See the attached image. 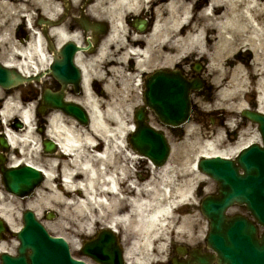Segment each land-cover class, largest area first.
<instances>
[{"label":"bare ground","instance_id":"1","mask_svg":"<svg viewBox=\"0 0 264 264\" xmlns=\"http://www.w3.org/2000/svg\"><path fill=\"white\" fill-rule=\"evenodd\" d=\"M18 1H21L20 4L15 5V0H0V10L17 9L14 17L19 18L21 13L28 11L26 7L32 8L38 2ZM44 1L50 3L43 2L47 14L56 15L52 8L54 2ZM205 1L158 0L152 7L151 0H96L92 5L94 11H101L102 5L109 4L108 17L112 30L102 41L98 54L88 59L81 54L78 56L86 92L82 97H73L89 109L90 126L82 127L60 110L49 115L47 134L59 142L64 153L69 151V156L59 151L52 153L47 164L36 162L32 152L42 151L39 139L33 136V108L15 96L5 100L0 111L3 122L20 116L25 124V128L19 131L7 127L4 132L12 145L22 149V158L13 154L12 164H31L46 174L45 181L36 190V197L29 199L24 207L35 210L39 218L44 207L59 208L62 218L58 224L63 226V230L74 226L76 233L92 234L100 226H122L123 235L131 239L126 248L127 259L132 264L154 262L152 252L165 249L166 236L177 218L176 213L188 203L196 206L195 183L202 184L212 179L200 171L196 158L234 156L249 142L259 139L258 135H254L242 142L247 135L246 131H242L238 142L226 141L227 148L221 149L218 143L220 129L206 134L205 129L200 130L196 127L197 123L191 122L188 124V137L174 146L170 160L161 167L148 166V178L141 172L135 174L131 167L134 159L142 161L145 157L129 150L126 136L135 125L129 126L131 118H128L129 114L125 113L123 106L129 98L130 82L146 70V64L151 60L153 37H160V43L166 44L167 50L169 45L176 48L178 57L188 52L190 57L196 52L208 57L209 73L213 82L221 87L217 107L224 110L229 125L238 107H247L245 102L250 90L260 92L259 108L264 112L263 2L209 0L199 12L191 14L192 3L202 4ZM143 3L156 14L155 29L147 35L145 47L134 39H125L123 34L127 29L125 14L129 10H138ZM28 16L30 21V12ZM213 31L214 36L211 35ZM37 34L26 44L10 34L6 24L1 22L0 38L5 41L1 59L22 71L30 72L31 64L39 70L45 68L50 57L45 51L41 34ZM58 34L60 40L76 38L63 28L58 29ZM242 50L250 53L243 55ZM165 54L168 55L164 52L161 56ZM251 55L252 59H249ZM233 56L237 58L234 65L224 63ZM133 63L134 68L131 67ZM92 79L103 82L98 94L91 87ZM227 128L229 132V126ZM118 157L121 159L118 160ZM18 200L3 190L0 184V215L16 231L20 224L11 210ZM191 217L190 214L180 215L179 229L194 227ZM48 228L55 230L58 226L49 223ZM8 245L7 241L1 240L0 252L13 251L8 249Z\"/></svg>","mask_w":264,"mask_h":264},{"label":"water","instance_id":"2","mask_svg":"<svg viewBox=\"0 0 264 264\" xmlns=\"http://www.w3.org/2000/svg\"><path fill=\"white\" fill-rule=\"evenodd\" d=\"M73 43L67 45L63 58L56 64L58 75L66 80V70L72 64L70 50ZM26 78L20 73L0 64V84L11 87ZM198 81H188L181 74H157L146 91V101L165 122L173 125L184 122L190 112L189 91L198 88ZM47 106H55L67 112L75 113L85 120L81 107L66 104L61 97L47 91L45 94ZM254 121L260 124L264 139V114L246 112ZM138 130L132 136L135 148L150 156L157 164L162 163L169 152L165 136L147 126L145 114L142 110L137 113ZM86 121V120H85ZM239 166L235 162L221 157L202 159L200 165L207 172L213 174L221 185V195L217 198L207 197L203 202V212L210 220L208 234L209 245L218 252L220 264H264V234L257 237V228L244 216L228 217L225 210L235 202L246 203L257 221L264 225V147L253 144L244 149L238 157ZM240 167L245 171L239 172ZM8 189L24 194L39 184L42 180L41 172L31 166H23L3 171ZM25 227L17 235L21 241L19 255H2L3 264H87L73 258L69 245L62 239L51 236L45 227L36 219L33 211L24 213ZM3 230L0 221V231ZM116 237L111 232H102L97 241L85 247L86 253L92 255L105 264H112L108 260L118 253ZM106 249L111 252H106ZM117 249V250H116ZM120 250V248H119ZM108 258V259H107ZM106 259V260H105ZM204 262L205 258L200 257Z\"/></svg>","mask_w":264,"mask_h":264},{"label":"rangeland","instance_id":"3","mask_svg":"<svg viewBox=\"0 0 264 264\" xmlns=\"http://www.w3.org/2000/svg\"><path fill=\"white\" fill-rule=\"evenodd\" d=\"M261 2H263V7H264V0H261ZM223 5V4H222ZM193 6V5H192ZM224 6V5H223ZM201 8H199L198 10H200ZM221 9V7H220ZM4 45L1 44V48L4 49ZM247 52V51H246ZM248 53V52H247ZM246 54V53H244ZM232 62H235V59H232L231 60ZM226 64H228V61H224ZM133 89V91H131ZM129 91L130 94H129V98L128 100L126 99L125 103H124V106L123 108L126 109V114L128 115V118H132V111H131V108L132 106L134 105H137L139 102L142 101V88L141 86H139L137 83H135V85L133 86V88H129ZM221 91V90H220ZM219 91V92H220ZM217 92V93H214L212 95V97H209L207 95H204V96H195L194 97V100H199L200 102H203L204 103V106L205 108H207V110H209V112L211 113H207V115H205V118L202 119V124H204L205 126H201L199 125L200 127H206L208 130H211L212 128L214 129H219L220 127L222 126H219L220 125V121H221V118H222V109L220 108H215L214 106L217 107V102H218V97L220 96V93ZM252 95V93H251ZM242 101H240L241 103ZM212 104H214V106H212ZM214 107V110H211L210 108ZM241 106L238 107V109L240 108ZM201 109V108H200ZM202 112H205L204 110L201 109ZM214 118H216V120L214 121ZM200 123V122H199ZM132 124V123H130ZM153 124L158 126V127H161L160 125H158L155 121H153ZM34 126H35V123H34ZM199 126H196L197 128H199ZM166 133H169L170 136H168V139H169V142L172 146V150L174 152V146L175 145H179L183 139H186L188 136H172V133L170 130H167L166 128L162 127ZM248 128H251V131L249 134H247L246 136L243 137V141L242 142H246L248 141L250 138H252L255 133L257 132V128L256 126H252L251 124L248 125ZM222 132H220V136H219V145H221V149H225L227 148V146L225 145L226 144V137H225V133L223 130H220ZM33 136H40L38 133H34ZM207 137V136H206ZM212 138V137H211ZM206 139V138H204ZM32 150H29V152H31ZM172 152V154H173ZM33 154V158L35 159L36 162H40V164H47L48 162V158L42 154H39V152H32ZM32 154H29V155H32ZM199 154H197L196 156H198ZM195 156V155H194ZM131 167L133 169L134 172H142L144 171V165L143 163H139L138 161H134L132 164H131ZM193 167V166H191ZM143 176L145 178H147L148 176L146 175L145 172H143ZM196 182V180L194 181ZM0 184L2 185V180H0ZM212 184V183H211ZM212 187L213 189L215 188V185L212 184L211 188H208L209 190H212ZM3 189V188H2ZM34 197H36L35 195L34 196H31L30 198L28 199H34ZM22 198H19L18 200V203H15L14 202V206L12 208V213L14 215V217L17 219V223H19L21 226L23 224V219H22V212L24 210H26L27 208L24 207L26 205V203L29 201V200H21ZM26 199V198H25ZM21 200V201H20ZM197 205L199 207V198L197 196ZM54 211V213L56 214L55 217H53L52 219H48L46 217V211L49 212V211ZM237 210V207L233 209V211ZM52 211V212H53ZM180 214L184 215L183 213H186L185 211H189L188 213H190L192 215V224L194 225L195 224V228L194 229L196 231L197 236L196 237H193V235L191 234L190 231H188V228H182V229H179L177 223H179V219L180 217L179 216V213H177V218L175 217L174 219V222H173V226L170 227L172 228L173 230V233H169L167 234L166 236V247L164 249V251H161L159 253H157L156 251L155 252H152L153 253V256L156 257V259H163L164 258V255H165V252L168 250L169 246V240L170 238L173 236L174 238L178 239V240H182V239H187L188 241H195L199 238H202V236L205 235V233L207 232V221L205 220L204 216L202 215L201 211L199 210H194L193 208H191V206H186L184 207L183 209L180 210ZM61 218H62V214L61 212L59 211V208H52V207H44V212L42 213V221L43 223L47 226V229L54 235H62V236H65L67 237L69 243H70V246H71V251H72V254L75 256V257H83L81 255V252H80V248L82 247V241H83V237L86 236L87 234H84V233H76L74 232L75 230V227L73 226L72 228H69V229H65L63 230V226L58 224L59 221H61ZM178 219V221H176ZM49 223L51 224H56L58 226L57 229H52V228H48V225ZM181 230V231H180ZM193 230V227L191 229V231ZM171 232V231H170ZM189 232H190V235H189ZM195 233V234H196ZM190 237H193L195 239H190ZM6 239L8 240V249L9 250H13L15 251L16 250V245L15 243H18L17 239H16V236H14L13 234H10L8 237H6ZM157 245V244H156ZM16 247V248H15ZM163 255V256H162ZM90 261V259H89Z\"/></svg>","mask_w":264,"mask_h":264},{"label":"flooded vegetation","instance_id":"4","mask_svg":"<svg viewBox=\"0 0 264 264\" xmlns=\"http://www.w3.org/2000/svg\"><path fill=\"white\" fill-rule=\"evenodd\" d=\"M86 1V0H84ZM166 1V0H165ZM92 2L94 3V0H92ZM96 2V0H95ZM151 2L153 3L152 7L156 6V3H158V0H151ZM83 3V0H79L78 4H74L72 6V10L69 13L70 14V18L66 19V22L64 23V27L67 28L70 32H73L77 29H79L78 24L76 22V13L80 12L81 9V5ZM93 3H87L85 4V10L89 9V7L93 4ZM107 6V4L102 5L103 8H105ZM35 8L36 5H35ZM89 13V12H88ZM154 11L152 9H146V8H142L140 7L139 10H132L129 13L125 14V22H126V26H127V34L125 39L130 40V39H134L135 41L140 42V45L142 47H145L146 44V40H147V35L151 34L154 29H155V15H154ZM5 14V12H4ZM101 19H105V24L106 27L104 29V31H107L106 35H102L103 31L100 30L97 32V34L95 35V37L93 36H88L86 35L84 32L81 31V33H79V36L81 35V40L82 42H84V44L86 43V40L88 39V37L92 38V45H91V49L94 51V55L98 53L101 43L102 41L108 36V34L111 32L112 30V23L110 18L107 17H102ZM36 20L37 18L35 17L34 19V23L36 24ZM71 20H75V21H71ZM11 23V22H10ZM17 34L19 35V33L17 32ZM23 37L25 39H30V32L27 30L23 31ZM55 39V38H54ZM56 40H58V38L56 37ZM153 43L151 45V60L149 61V63L146 65V70L141 72L142 77L144 78L143 81L144 83L147 81V79L149 78V76L156 70L158 69H164L166 71H174L175 70H179L181 68H183V64L179 62V60H175L174 59V55L176 54V49L171 47H168V56H161V54L163 53L164 50H166V46H164L163 43H160V37H153ZM96 52V53H95ZM84 57L85 58H89L92 56L91 53L88 52H84ZM187 63V62H186ZM185 63V64H186ZM134 63L133 65L131 64V67L134 68ZM186 74L190 77L193 75H196L197 72L195 71V69H191L190 71L186 70ZM47 85L53 89H58L60 87H62V84L54 79V78H50L47 81ZM0 91H3L2 89H0ZM82 91V90H81ZM66 92L67 94H74L75 93V87L73 85H68L66 87ZM2 101V100H1ZM147 115H148V119L150 120V114L147 111ZM197 115V111L196 108L193 111V116ZM245 121V120H243ZM247 121V120H246ZM16 121L13 122V124L16 126ZM243 127L242 123H239L237 125V128L232 129L231 131L228 132L229 136H238L239 132L241 131V128ZM172 130L174 132H181V129L178 128H172ZM44 138H46V136H44ZM0 153H2L5 157V159H8V155L10 154V151H1ZM194 250L195 251H199L201 253H207L209 255H213L214 252L209 249L207 247L206 244H203V242L201 241H197L194 243ZM184 256H181L178 251L176 246H172V249L169 252L168 257L166 258V260H164L161 264H176L175 263V259H182ZM188 257V256H187ZM186 258V256H185ZM211 264H217L216 262H212Z\"/></svg>","mask_w":264,"mask_h":264}]
</instances>
